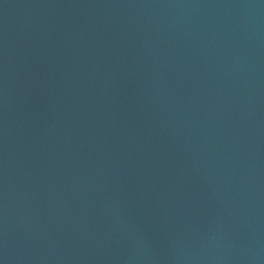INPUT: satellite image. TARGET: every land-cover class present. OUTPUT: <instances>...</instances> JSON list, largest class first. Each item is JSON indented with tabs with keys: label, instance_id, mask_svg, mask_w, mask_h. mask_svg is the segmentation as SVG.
<instances>
[{
	"label": "water",
	"instance_id": "water-1",
	"mask_svg": "<svg viewBox=\"0 0 264 264\" xmlns=\"http://www.w3.org/2000/svg\"><path fill=\"white\" fill-rule=\"evenodd\" d=\"M0 264H264V0H0Z\"/></svg>",
	"mask_w": 264,
	"mask_h": 264
}]
</instances>
